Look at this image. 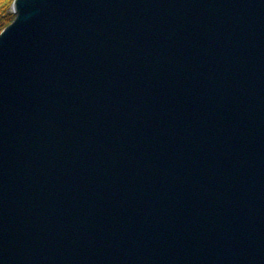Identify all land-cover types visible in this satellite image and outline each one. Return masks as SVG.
<instances>
[{
    "label": "water",
    "instance_id": "95a60500",
    "mask_svg": "<svg viewBox=\"0 0 264 264\" xmlns=\"http://www.w3.org/2000/svg\"><path fill=\"white\" fill-rule=\"evenodd\" d=\"M11 8L0 264H264V0Z\"/></svg>",
    "mask_w": 264,
    "mask_h": 264
},
{
    "label": "trees",
    "instance_id": "16d2710c",
    "mask_svg": "<svg viewBox=\"0 0 264 264\" xmlns=\"http://www.w3.org/2000/svg\"><path fill=\"white\" fill-rule=\"evenodd\" d=\"M14 0H0V33L13 21L15 13L10 10Z\"/></svg>",
    "mask_w": 264,
    "mask_h": 264
},
{
    "label": "rangeland",
    "instance_id": "374dc122",
    "mask_svg": "<svg viewBox=\"0 0 264 264\" xmlns=\"http://www.w3.org/2000/svg\"><path fill=\"white\" fill-rule=\"evenodd\" d=\"M15 1V0H14ZM12 5V4H11ZM10 10L12 11V8L10 7Z\"/></svg>",
    "mask_w": 264,
    "mask_h": 264
}]
</instances>
